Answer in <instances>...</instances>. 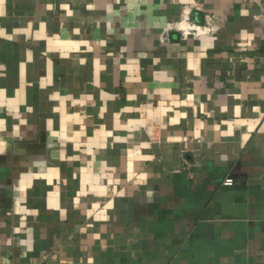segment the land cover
<instances>
[{"label": "crops", "instance_id": "0c3cea01", "mask_svg": "<svg viewBox=\"0 0 264 264\" xmlns=\"http://www.w3.org/2000/svg\"><path fill=\"white\" fill-rule=\"evenodd\" d=\"M0 264H264V0H0Z\"/></svg>", "mask_w": 264, "mask_h": 264}, {"label": "built area", "instance_id": "2783aa9c", "mask_svg": "<svg viewBox=\"0 0 264 264\" xmlns=\"http://www.w3.org/2000/svg\"><path fill=\"white\" fill-rule=\"evenodd\" d=\"M232 182H233V180H232V179H227V180L225 181V184H227V185H231V184H232Z\"/></svg>", "mask_w": 264, "mask_h": 264}]
</instances>
